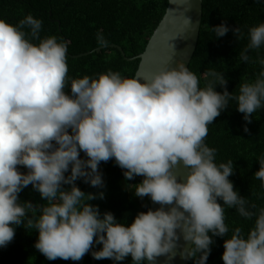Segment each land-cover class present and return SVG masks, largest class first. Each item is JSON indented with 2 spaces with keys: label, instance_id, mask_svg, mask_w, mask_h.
Returning a JSON list of instances; mask_svg holds the SVG:
<instances>
[{
  "label": "clouds",
  "instance_id": "obj_1",
  "mask_svg": "<svg viewBox=\"0 0 264 264\" xmlns=\"http://www.w3.org/2000/svg\"><path fill=\"white\" fill-rule=\"evenodd\" d=\"M42 23L31 14L15 25L0 19V247L23 226L38 231L34 246L48 260L79 261L91 251L96 260L122 262L131 256L132 264H154L162 255L173 260L182 237L190 245L181 249L182 258L206 264L213 237L229 232L226 205L246 219L255 217V225L246 237L237 227L225 239L224 264H264V208L255 211L256 205L234 190L229 180L234 162L217 164L216 149L205 143L208 125L230 101L252 122L264 106V71L254 82L240 84L238 94L228 91L225 75L214 69L204 73L207 83L201 88L183 63L165 65L147 79L112 70L97 78L85 75L71 79L69 93L67 46L55 36L41 39ZM192 25L186 17V28ZM230 30L237 40L242 37L239 27L230 29L226 22L212 27L217 38ZM96 39L107 46L102 32ZM248 39L239 54L244 62L249 50L264 45V23L249 28ZM112 159L126 181L144 177L126 184L128 190L160 205L139 212L130 225L112 212L101 215L90 203L104 199L103 191L85 193L76 183L82 179L103 189L99 165ZM258 162L254 176L264 182V156ZM181 163L188 174L179 182L173 170ZM29 185L45 205L19 202ZM37 208L39 215H30Z\"/></svg>",
  "mask_w": 264,
  "mask_h": 264
},
{
  "label": "trees",
  "instance_id": "obj_2",
  "mask_svg": "<svg viewBox=\"0 0 264 264\" xmlns=\"http://www.w3.org/2000/svg\"><path fill=\"white\" fill-rule=\"evenodd\" d=\"M168 4L169 0H0V19L15 25L31 14L43 22L41 39L55 36L58 42L66 44L69 83L65 90L70 93L71 79L85 75L97 78L98 74L112 70L120 72L123 77L134 78L140 59L127 60L118 48L111 45L121 46L127 57H136L144 52ZM222 22H226L230 29L239 27L242 37L237 40L230 30L224 37L217 38L212 27ZM261 23H264V0H203L202 25L196 51L188 64H178L183 63L198 76L201 88L207 83L204 73L214 69L225 75L228 91L238 94L240 84L254 82L264 71V65L259 63L264 59V45L248 51V62L239 58L249 42L248 29ZM25 31L30 32L29 29ZM98 32H102L108 41L107 46L97 43ZM32 42L39 43L38 40ZM99 47L103 48L93 51ZM89 51L93 52L74 57ZM216 90L223 92L219 85ZM245 126L249 129L247 133ZM205 143L216 149L217 164L229 160L234 162L235 171L229 177L234 190L245 197L249 205L255 204V211L264 208V182L254 176L260 167L258 159L264 156V106L253 113L249 124L237 111L236 101H230L227 109L208 125ZM81 158H87L83 152ZM99 168L105 182L103 189L85 184L82 179L76 183L85 193H105L104 199L90 201L99 206L101 215L112 212L120 223L130 225L139 212H147L151 208L149 197L141 199L126 188V184L140 183L142 177L136 176L126 181L124 170L117 166L114 159L101 162ZM20 170L27 172L23 167ZM19 199L21 204L24 201H31L34 205L47 203L31 185L23 189ZM218 202L223 204L222 200ZM224 209L229 232L225 237H213L214 243L206 264H224L222 254L225 239H229L237 227L246 237L255 225V217L246 219L235 208L226 205ZM33 214L39 215L38 208L35 213H30ZM38 235L35 229L17 227L13 241L7 247H0V264H80L82 259L48 260L34 246ZM101 248L102 245H94V250ZM83 264H93L92 257L87 255ZM96 264H132V258L129 256L122 262L96 260ZM141 264L148 262L142 261ZM189 264H195V261L190 259Z\"/></svg>",
  "mask_w": 264,
  "mask_h": 264
},
{
  "label": "water",
  "instance_id": "obj_3",
  "mask_svg": "<svg viewBox=\"0 0 264 264\" xmlns=\"http://www.w3.org/2000/svg\"><path fill=\"white\" fill-rule=\"evenodd\" d=\"M191 17L193 25L186 28L185 18ZM203 17V0H169L166 12L149 39V42L141 54L136 57H127L123 48L117 44L111 47L118 48L127 60L140 59L135 78L147 79L155 74L161 67L165 65L174 67L179 62L189 63L196 51ZM99 47L93 51L101 50ZM93 51L75 55L74 57L87 55ZM67 54L68 50L66 51ZM178 181L182 182L186 179L188 170L181 163L174 170ZM141 177V176H138ZM144 179V177H142ZM150 207L156 210L159 204H154L149 197ZM190 245L185 244L183 238L178 241L175 249V258L169 260L168 255H162L157 258L154 264H189L190 259H184L180 255L183 247ZM87 255L92 257V263L96 264V260L91 255V251L85 254L80 262L83 264Z\"/></svg>",
  "mask_w": 264,
  "mask_h": 264
}]
</instances>
